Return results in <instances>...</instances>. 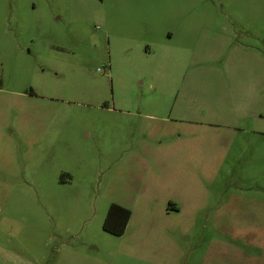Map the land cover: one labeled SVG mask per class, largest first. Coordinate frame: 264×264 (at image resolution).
<instances>
[{
    "label": "rangeland",
    "instance_id": "obj_1",
    "mask_svg": "<svg viewBox=\"0 0 264 264\" xmlns=\"http://www.w3.org/2000/svg\"><path fill=\"white\" fill-rule=\"evenodd\" d=\"M255 79L264 0H0V264H264Z\"/></svg>",
    "mask_w": 264,
    "mask_h": 264
},
{
    "label": "trees",
    "instance_id": "obj_2",
    "mask_svg": "<svg viewBox=\"0 0 264 264\" xmlns=\"http://www.w3.org/2000/svg\"><path fill=\"white\" fill-rule=\"evenodd\" d=\"M130 212L116 204H111L102 224L103 231L114 236H121L124 233L129 220Z\"/></svg>",
    "mask_w": 264,
    "mask_h": 264
},
{
    "label": "crops",
    "instance_id": "obj_3",
    "mask_svg": "<svg viewBox=\"0 0 264 264\" xmlns=\"http://www.w3.org/2000/svg\"><path fill=\"white\" fill-rule=\"evenodd\" d=\"M263 79H255V80H251L254 84H256V85H252L250 88H249V90L248 91H250L251 89L254 91V93H263L264 92V85H263V83H261L263 86H260V85H258V84H260L259 82L260 81H262ZM256 82V83H255ZM255 134H258V135H260V136H262V137H264V132H256ZM261 167H263V166H261ZM248 179V178H247ZM248 180H250V179H248ZM252 180V179H251ZM27 238H31L32 239V241H37V239L39 238V236H38V233H33L32 234V236H28Z\"/></svg>",
    "mask_w": 264,
    "mask_h": 264
}]
</instances>
